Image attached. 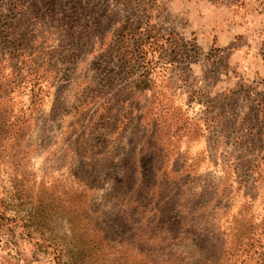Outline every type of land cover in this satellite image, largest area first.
Returning <instances> with one entry per match:
<instances>
[{
  "label": "rangeland",
  "instance_id": "rangeland-1",
  "mask_svg": "<svg viewBox=\"0 0 264 264\" xmlns=\"http://www.w3.org/2000/svg\"><path fill=\"white\" fill-rule=\"evenodd\" d=\"M0 264H264V0H0Z\"/></svg>",
  "mask_w": 264,
  "mask_h": 264
}]
</instances>
